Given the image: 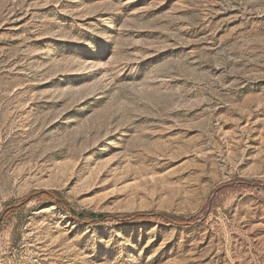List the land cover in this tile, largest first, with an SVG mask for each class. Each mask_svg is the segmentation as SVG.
<instances>
[{
	"label": "rangeland",
	"instance_id": "374dc122",
	"mask_svg": "<svg viewBox=\"0 0 264 264\" xmlns=\"http://www.w3.org/2000/svg\"><path fill=\"white\" fill-rule=\"evenodd\" d=\"M0 264H264V0H0Z\"/></svg>",
	"mask_w": 264,
	"mask_h": 264
},
{
	"label": "trees",
	"instance_id": "16d2710c",
	"mask_svg": "<svg viewBox=\"0 0 264 264\" xmlns=\"http://www.w3.org/2000/svg\"><path fill=\"white\" fill-rule=\"evenodd\" d=\"M256 186L259 187L260 183L244 179H236L234 181L227 182L212 191L201 212L198 215L191 217L154 212L108 214L95 213L86 210L77 211L65 203L60 192L55 190H36L19 200H14L5 205L4 211L0 216V230L4 226L8 225L13 218L22 214L26 210L27 205L33 200H38L50 205H56L59 209L66 212L75 223L91 227L130 226L138 224H158L164 227L178 228L193 227L205 222V220L214 211L216 202L220 195L227 191H235L242 188H251Z\"/></svg>",
	"mask_w": 264,
	"mask_h": 264
}]
</instances>
